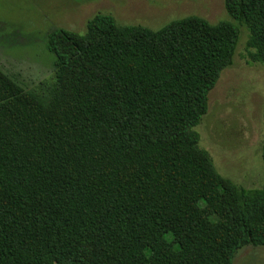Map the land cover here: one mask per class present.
Masks as SVG:
<instances>
[{
	"label": "trees",
	"instance_id": "1",
	"mask_svg": "<svg viewBox=\"0 0 264 264\" xmlns=\"http://www.w3.org/2000/svg\"><path fill=\"white\" fill-rule=\"evenodd\" d=\"M223 3L264 65V0ZM238 39L197 16L152 31L97 14L48 34L37 89L0 70V264H233L264 248V138L262 186L217 192L195 130Z\"/></svg>",
	"mask_w": 264,
	"mask_h": 264
},
{
	"label": "rangeland",
	"instance_id": "2",
	"mask_svg": "<svg viewBox=\"0 0 264 264\" xmlns=\"http://www.w3.org/2000/svg\"><path fill=\"white\" fill-rule=\"evenodd\" d=\"M97 14L111 16L119 26L152 31L189 16L210 24L228 22L238 28L232 65L208 94V112L195 130L199 148L208 154L221 180L217 192L233 186L259 189L264 65L248 59V31L227 16L223 0H0V70L23 90L37 89L53 77L54 59L45 48L48 34L64 29L81 35L86 23ZM191 217L193 214H185L174 224L177 232L169 234V241L180 234L182 237L191 227ZM192 229L195 236L201 235L198 228ZM233 264H264V248L239 250Z\"/></svg>",
	"mask_w": 264,
	"mask_h": 264
}]
</instances>
